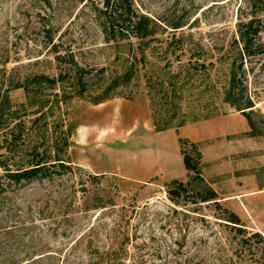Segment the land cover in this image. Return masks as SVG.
Returning a JSON list of instances; mask_svg holds the SVG:
<instances>
[{"label": "rangeland", "instance_id": "1", "mask_svg": "<svg viewBox=\"0 0 264 264\" xmlns=\"http://www.w3.org/2000/svg\"><path fill=\"white\" fill-rule=\"evenodd\" d=\"M99 5L0 0V264L89 227L139 264H264V52L241 61L237 32L264 40V0H133L155 32L109 39ZM56 151L64 173L6 175Z\"/></svg>", "mask_w": 264, "mask_h": 264}, {"label": "trees", "instance_id": "2", "mask_svg": "<svg viewBox=\"0 0 264 264\" xmlns=\"http://www.w3.org/2000/svg\"><path fill=\"white\" fill-rule=\"evenodd\" d=\"M97 13L100 18V26L107 39L113 38L116 35H119V37H144L155 32V28L150 25V22H154V24H157V22L146 13L138 11L133 5V0H100V5L97 6ZM237 32L241 42V49L239 51L241 61L246 54L264 52V40L260 39V29L254 24V18L250 17L247 20H239ZM234 60L232 59L230 71L227 75L229 79L231 75H234L232 73ZM95 101H98V99ZM253 105L254 103L249 99L243 105L241 103L237 104L238 108H243L242 111L247 113L249 121L250 117L247 111L251 110ZM245 108L248 109L246 110ZM63 144V147H66L67 138L64 139ZM183 162L185 167L194 170L195 175H198V163L192 161L190 155L186 152L183 155ZM70 167V163L65 161L60 151H56L54 161L52 162L31 161L27 165L19 167L18 170L6 172V175L15 178L16 181L21 179L30 181L37 178L50 177L53 173H64ZM0 185H3L2 181ZM178 185L183 187L182 181H178ZM0 187L1 189L3 188L2 186ZM195 193L201 195V200L212 198L207 194ZM75 207L80 208V205L76 204ZM224 212L225 216L221 218L225 219L226 223L232 225L243 241L247 230L243 226L240 216L235 211L229 210L226 207L224 208ZM252 233L264 242V236L259 231L255 230ZM130 238V235L127 233L122 235L114 234L108 237L107 242L97 244L99 238L89 227L75 234L64 247L55 250L49 249L46 242H41L37 248H31L29 244L25 243L20 256L16 259L12 257L10 261L11 264H139L142 261L141 256L132 254L128 247ZM1 261L3 259H0ZM175 264L183 263L178 261Z\"/></svg>", "mask_w": 264, "mask_h": 264}]
</instances>
